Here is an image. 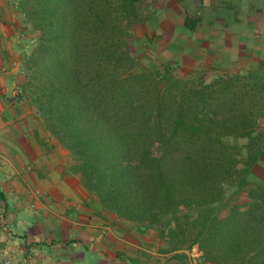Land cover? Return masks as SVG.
I'll return each mask as SVG.
<instances>
[{"label":"trees","instance_id":"16d2710c","mask_svg":"<svg viewBox=\"0 0 264 264\" xmlns=\"http://www.w3.org/2000/svg\"><path fill=\"white\" fill-rule=\"evenodd\" d=\"M146 6L19 0L36 32L22 90L100 217L134 224L165 255L198 246L206 264H264V72L210 82L169 64L134 72L131 33Z\"/></svg>","mask_w":264,"mask_h":264},{"label":"rangeland","instance_id":"374dc122","mask_svg":"<svg viewBox=\"0 0 264 264\" xmlns=\"http://www.w3.org/2000/svg\"><path fill=\"white\" fill-rule=\"evenodd\" d=\"M7 1L14 9L0 15V20L15 30L8 47L17 68L11 73L9 87L15 91L14 100L25 105L39 133L51 141L58 150L57 158L63 159L68 170L74 164L72 156L44 128L27 93L22 90L20 74L24 69V56L30 55L36 44L34 26L19 10V0ZM147 5L144 21L134 26L131 33L130 47L137 59L134 72L169 64L179 77L195 81L203 78L206 82L216 76L264 72V0H147ZM188 17L198 22L195 34L187 29L182 33L181 27ZM238 143L245 144L246 140ZM259 174L264 177V169L259 170ZM95 203L91 196L89 204L96 213ZM55 213L57 215L41 213L42 220L51 224V236L57 242L53 248H48L47 259H42L41 264H125L122 259H132L133 264H206L198 246L176 255L162 254L160 249L165 245L161 240L139 238L134 224L113 216L93 222L72 218L77 225L69 226L60 218H64V213ZM37 231L39 233L40 228ZM45 233L28 240L49 242L48 230ZM179 255L182 257H175ZM2 260V264H25L22 255L11 252ZM32 262L36 264L38 259Z\"/></svg>","mask_w":264,"mask_h":264},{"label":"crops","instance_id":"0c3cea01","mask_svg":"<svg viewBox=\"0 0 264 264\" xmlns=\"http://www.w3.org/2000/svg\"><path fill=\"white\" fill-rule=\"evenodd\" d=\"M13 9L7 0H0V15ZM181 30L187 32L185 26ZM14 36V28L0 20V264L8 252L22 255L25 264H33L35 258L36 264H41L47 259L48 248L57 244L51 224L42 220L41 213H64L60 218L69 226L74 220L93 222L101 217L90 207L91 196L79 178L65 173L58 150L39 133L25 105L14 100L9 80L17 68L8 47ZM36 133L45 145H40ZM47 230L49 242L28 240L42 237Z\"/></svg>","mask_w":264,"mask_h":264}]
</instances>
